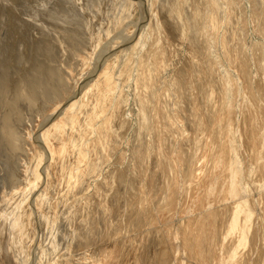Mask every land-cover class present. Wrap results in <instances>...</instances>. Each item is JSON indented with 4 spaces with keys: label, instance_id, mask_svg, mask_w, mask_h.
Listing matches in <instances>:
<instances>
[{
    "label": "rangeland",
    "instance_id": "1",
    "mask_svg": "<svg viewBox=\"0 0 264 264\" xmlns=\"http://www.w3.org/2000/svg\"><path fill=\"white\" fill-rule=\"evenodd\" d=\"M103 1L100 4L105 7L100 5L103 12H99L102 17L94 16V19L100 20L101 25L95 26L92 31L97 40L95 37L94 39L98 41L97 45L101 43L102 50L100 49L99 54L102 57L99 61L106 66L105 75L92 80L93 86L98 83L97 87L94 86L97 89L92 87L94 93L91 94V102L95 103H91L90 108L93 105L96 107L95 111L93 107L89 109V116L88 109L83 115L81 113L80 119L83 120L87 115V120H81L75 129L79 127L77 132L73 131L77 143L70 153L72 156L69 154L67 157L70 160V167L67 168L73 167L66 174L70 178L66 188L71 198L68 205L67 202L64 203L61 209L68 210L72 204L69 214L74 224L70 219V228L66 227L68 243L80 237L79 229L84 220H88L92 234L88 236V244L80 246L77 251H80L78 256L84 259L87 255L86 258L91 259V262L89 259L85 262L84 259L83 262L79 260V263L90 264L93 260L92 264H148L150 261L146 259L152 258L150 252L154 251L159 257H164V264H264V0H135V8L130 7L132 0ZM96 19L94 21L98 23L99 20ZM117 23L121 25L118 26ZM98 26H101L100 30L96 28ZM196 35L200 37L197 38ZM98 36L103 37L101 40L104 41H99ZM96 41H89L92 48L89 46L86 49L91 59L96 57L92 50L95 49ZM139 59H142V64ZM108 61H111V67L106 64ZM97 63L99 64L98 60ZM80 67L79 65L76 70L80 71L77 79L85 78L89 73L90 63L87 68ZM106 73L113 76V81L110 76L106 78ZM102 83L118 86L107 88ZM103 92L105 93L102 94ZM76 102L74 101L75 105ZM144 102L145 106L142 105ZM74 104L70 111L74 110ZM67 108L60 105L54 110L46 111V119L41 118V115L34 116L31 124L25 127L27 136L33 139L34 134L41 135L40 129L44 128L40 127L39 121L42 120L47 125L50 118L52 120L60 112L64 114ZM75 108L76 111L73 112L79 114L78 110L82 108L80 104ZM104 112L107 116L110 114V118ZM92 113H96L93 116L98 119L90 121ZM103 115L106 117L102 119ZM85 121H90L89 129L84 127L87 125ZM33 126L36 128L32 130ZM105 126L109 127L108 130ZM100 128L103 129L100 130L101 134L104 132L102 135ZM104 128L107 132L110 129L112 131L107 133ZM78 131L83 134H78ZM82 135L86 138H81ZM54 138L55 145L61 146V140ZM77 138H81L80 141L87 146L78 142ZM74 151H77L76 154ZM75 162L78 167L73 165ZM91 166L97 169L93 168L95 171H91ZM108 180L112 184L110 190L102 186ZM70 185L74 187L73 190ZM244 198H249V203L254 208L249 241L239 248L236 262H222L220 257L223 253H228L227 248L235 236L227 237L225 243L221 241L226 228L224 225V228L216 226L219 214L226 211L228 213L233 202ZM80 200L83 204L79 203ZM100 201L105 207L106 216L98 212ZM95 202L98 203L94 204ZM212 214L218 217L213 215L212 219ZM152 231L157 234L150 238ZM205 246L207 247L203 250ZM207 248L208 251H205Z\"/></svg>",
    "mask_w": 264,
    "mask_h": 264
},
{
    "label": "bare ground",
    "instance_id": "2",
    "mask_svg": "<svg viewBox=\"0 0 264 264\" xmlns=\"http://www.w3.org/2000/svg\"><path fill=\"white\" fill-rule=\"evenodd\" d=\"M132 1H133L132 3L130 2V7L133 6L135 8V5H134L135 0H132ZM101 2H104V1L103 0H0V264H80L79 260H82L81 262H83V260L85 259V262H86V260L88 261V259H89V258L88 259L86 258L87 255H85V256L83 255L84 259H83V257L78 256V253L80 251H77L80 246H84L85 243L88 242V236H90L92 234V233H90L91 229L89 230V225L87 224L88 220L87 221L84 220L85 222L82 223L83 225L79 229V236L80 237H78L76 241H72V242L68 243L69 240H68V235L66 233V227H69L70 219L72 221V218H71L72 216L70 217V214H69L70 213L69 209H72L71 208L72 204L69 205V208H67L68 210L61 211V209H62V206L64 205V203L67 202V205H68V201H70L69 198H71L70 197L71 195L68 196L69 190L67 191V188H66V186L69 183L68 181L70 180V178H67L66 174L68 173V169H69V172H71L70 169L73 166H71V168H67V166L69 164L68 162H70V160H68L67 157L69 156V154L71 152H73V149L77 143L76 137H73V136H75L74 133H76L77 130L79 129V127H78V129L75 130L77 128V125H79V123L82 120V119H80L81 117H79V116H81L80 115L81 113L83 115L87 109H88L87 110V115H88V113L90 114L89 109H93V107H94L93 105H92V108H90L91 103L93 102L91 100V94L94 93L92 91V89H93L92 87H94L95 85L97 87L98 83L93 86L92 80L98 79L96 77H98L99 75L104 76L105 75L104 72L106 70V66H103V62L100 64V61H99V58L102 57V55L100 56V54H99V53H101L100 52V49H101L100 44L101 43L99 42V44H98L100 46L99 47L97 45L98 41H96L97 40L96 36H94L96 40L93 37L94 27L97 25H101L99 19H98L99 20L98 23L96 21H94L96 19V18L94 19L95 15H98V16L101 15L99 13L102 10V7L100 6V5H102V4H100ZM103 4H105V3H103ZM153 6H154V2H153ZM103 7H105V6H103ZM134 8H133V10H134ZM167 8H168V6H167ZM102 12H103V10H102ZM150 13L151 12L149 11L148 14H150ZM121 14H120V16H121ZM127 14L129 15L128 12H127ZM140 14H141V12H140ZM123 15L125 16V14H122V16ZM179 15H180V13H179ZM101 17H102V15H101ZM124 18H126V16ZM166 18H168V17H166ZM101 20H103V19H101ZM113 21H115V20H113ZM117 22H118V20H117ZM119 23H121V21ZM117 25L119 26L121 24L117 23ZM102 26H103V24H102ZM100 27L101 26H98L96 28H99L98 30H100L101 29ZM167 28H169V27H167ZM115 29H117V28H115ZM173 31H175V30H173ZM98 32H100V31H98ZM128 32H129V30H128ZM197 32L199 33L200 31H197ZM124 33H125V31H124ZM117 35H120V34H117ZM161 35H163V34H161ZM30 37H32V39ZM129 37L131 38V36H129ZM167 37H169V36H167ZM195 37H197V35ZM199 37H197V38H199ZM97 38L99 41H104V40H101L103 37L100 38V36H98ZM124 38H127V37H124ZM126 40H128V39H126ZM89 41H91V42L96 41V44L94 46L95 49H92V50H94V52H95L94 54H96V57L93 56L92 59H91V56H89V52H87V50H86L87 48H89V46L92 48V46L88 44ZM116 41H118V40L116 39ZM118 42H117V44H118ZM120 42H121V40H120ZM124 43H127V42L125 41ZM123 46H125V44ZM131 47H132V45H131ZM143 48H145V47H143ZM124 50H127V49L124 48ZM140 50H141V48H140ZM103 51H104V49H103ZM110 51H112V50H110ZM88 56L90 57V59ZM109 56H111V55H109ZM130 56H132V55H130ZM156 56L158 57V54ZM87 58L90 62L87 60ZM110 58H109V60H111ZM97 60H98L99 64L98 63L96 64ZM102 60H104V59H102ZM141 60L139 59L140 64H142ZM104 61H107V60L105 59ZM88 62L90 63V67H89L90 69L88 68L89 73L86 76L84 75L85 78L77 79V75L79 74L80 71L77 72L76 70L79 68V65L84 68L87 66V64H89ZM110 62L108 61V63H106V64L109 65ZM195 63H196V61H195ZM95 64H96V66H94ZM110 65H111V63H110ZM152 65H151V67H152ZM191 65H193V64H191ZM191 65H190V67H192ZM139 66H138V68H139ZM81 67H80V69H81ZM107 68H108V66H107ZM155 68H156V65H155ZM192 68H194V67H192ZM112 69H113V67H112ZM115 71H116V69H115ZM136 73L138 74V72H136ZM107 74L108 73H106V75ZM126 75H128V74H126ZM108 76H110V79H112L111 78L112 75H107L106 78ZM99 81L101 82L100 79H99ZM104 81L106 82V80H104ZM108 81H111V80L108 79ZM112 81H113V79H112ZM73 82H75V83H73ZM139 82H141V81H139ZM94 83H96V80H94ZM88 85H90V86H88ZM102 85L104 86L106 84L102 83ZM213 85H212V87H213ZM108 86H109V88H110V86L115 87L114 84L113 85L110 84ZM108 86H107V88H108ZM145 86H146V84H145ZM99 87H101V85ZM103 88H101V89H103ZM119 88H120V86H119ZM95 89H97V88H95ZM101 89H99V90H101ZM104 89H106V88H104ZM90 90H91V92H90ZM132 90H134V89L132 88ZM209 90H208V92H209ZM109 91H110V89H109ZM111 91H112V87H111ZM104 93L105 92H103L102 94H104ZM106 93H108V90L106 91ZM94 96H95V94H94ZM98 97H100V95ZM108 97H109V94H108ZM101 98H103V97H101ZM110 98H112V97H110ZM206 98L208 99V97H206ZM206 98H204V99H206ZM94 100H96V99L94 98ZM131 100H132V98H131ZM210 100H211V98L207 101L209 102ZM74 101H77L76 103L77 104L79 103L80 107H82L81 110L80 109L78 110L79 114H77V112L76 113L73 112L79 106L78 105L75 108V106L77 104L75 105ZM99 101H102V99ZM111 102H113V101H111ZM145 102L142 105H144ZM94 103H92V104H94ZM125 103H127V102H125ZM73 104L75 106H74V110L73 111L71 110L72 111L71 112L70 109L72 108L71 106H73ZM60 105H61V107H62V105H65L66 108H67V106L70 108H67L68 110H67V112H64V114H62V112H60L61 115L60 114L54 115L52 117V120L50 118L51 121L49 120L47 125H46V122H43L42 120L36 118V120H40L39 121L40 127L42 126V128H44L43 130L40 129L42 132L41 133L42 137H41L40 133L37 135L34 134L33 139L31 136H27L25 127H28L27 125L31 124L34 116H37V115L40 116L41 115V118L45 117L46 115H44V113H46V111L54 110L56 107H58ZM95 108L96 107H94V111H95ZM103 110H106V109H103ZM142 110H144V109H142ZM59 111H61V110H59ZM90 111H93V110H90ZM96 111H98V110H96ZM147 112H148V110H147ZM48 113H50V112H48ZM104 114H105V112H104ZM87 115H86V117H87ZM93 115L96 116V113L95 114L92 113L90 115V118H89L90 121L93 120V118H94ZM91 116H92V118H91ZM106 116L102 117V119L105 118ZM108 116H107V118H110ZM112 116H113V114H112ZM86 117H83L84 118L83 120H85V119L87 120ZM128 118H127V120H128ZM45 119H46V117H45ZM94 119H98V118L96 117ZM99 120H101V119H99ZM90 121H87V122L85 121L87 123V125H84L85 128L88 127V129H89ZM102 121L104 122L105 120H102ZM143 121H144V119H143ZM199 121H198V123H199ZM94 122H96V121H94ZM116 122H117V120H116ZM107 123H108V121L106 122V124ZM156 123L158 124V122H156ZM37 124H38V122H37ZM106 124H103V125H106ZM160 125H157V126H160ZM100 126H101V124L99 125V127ZM107 126H105V128L108 130L109 127L107 128ZM82 127H83V125H82ZM33 128H34V126L32 127V130H33ZM106 129H105V131L107 132ZM100 130H103V129L100 128L99 132H100ZM73 131H74V133H73ZM109 131H112V130L110 129ZM28 132H29V130H28ZM35 132H38V131H35ZM78 132H80V131H78ZM82 132H84L83 129H82ZM82 132H80L78 134H81ZM85 132H87V130ZM94 134H91V135H94ZM100 134H101V132H100ZM84 135H86V133ZM84 135H82L81 138L85 139L86 137L84 138L83 137ZM69 136H70V138H69ZM78 136L80 137V135H78ZM96 136H99V135H96ZM215 136H213V137L215 138ZM52 137L53 138L58 137L59 141L61 140L60 141L61 146L56 144L57 146H59L57 148V146L54 143V140H56V138H54V140H53ZM43 138L45 140H43ZM71 138H73L75 141ZM78 138H77V140H78ZM80 139L78 140V142L82 143V140L80 141ZM194 139H195V143H196V137ZM156 140H159V139H156ZM231 140H232V138H231ZM62 141H63V144H62ZM81 143H78V145ZM99 143H100V141H99ZM197 143H198V140H197ZM82 144L84 145L85 143H82ZM105 144H106V142H105ZM155 144H156V142H155ZM83 145H82V147H83ZM95 145H97V144H95ZM88 147H90V146L88 145ZM77 149H78V147H77ZM82 149H84V148H82ZM42 150H44V152ZM85 150H86V148H85ZM211 150H212V148H211ZM77 151L80 153L79 149ZM194 151H195V149H194ZM76 152L74 151L75 154H76ZM83 152H85V151H83ZM86 152H88V151H86ZM214 153H216V152H214ZM81 154L83 155V153H81ZM79 155H77V156H79ZM72 158H74V157H72ZM76 158L77 157L75 156V159ZM190 158H191V156H190ZM84 159H85V157H84ZM210 159H211V157H210ZM74 161H76V160H74ZM81 161H82V159H81ZM95 161H97V160H95ZM83 162H85V161H83ZM77 163H78V161H77ZM74 164H76V162L73 163V165ZM77 165L78 164H76L75 167ZM68 167H70V166H68ZM191 167H193V166H190V168ZM87 168H88V165H87ZM93 168L91 166V171ZM82 169H83V167H82ZM94 169L96 170L97 168H94ZM186 169H187V167H186ZM87 171L85 172L86 174H87ZM85 173H84V175H85ZM192 173H193V171H192ZM93 174H94V172H93ZM72 175H70V176H72ZM76 177H79V175ZM190 180H191V178H190ZM72 182H73V180H72ZM75 182H74V184H75ZM196 182H198V181H196ZM64 184H65V186H64ZM193 184H195V183H193ZM102 186L105 187L106 190H110L111 186H112L111 181L108 180L105 183L103 182ZM71 187H72V189L71 188L70 189L73 190L74 187L73 186H71ZM122 188H124V187H122ZM81 190H83V189H81ZM95 191H97V190H95ZM71 192H74V191H71ZM80 193H81V191H80ZM84 193H85V191H84ZM74 194H76V193H74ZM99 199H100V197H99ZM248 199L249 198H244L242 200H238V201L233 202L232 205L230 206L228 213L226 211V212L222 213V215H221V214H219L221 212H218V214L220 215V217H219L220 219H219V222H217L218 224H216V226L222 227L224 225V227L226 228L225 233H224L221 241L223 242L229 236H231V237H233V235L235 236V239L233 237V239H232L233 241H232V243L229 244V246H228V244H226L228 246V248L226 246H224V244H223V243H225V241L222 243V245L225 248H227L228 253L226 255H224V253L221 255V257H220L221 261L223 260V261H228V262L229 261H233V262L235 261L236 262L238 260V259L236 260V257L238 255L239 248L241 246H245L247 244V242L249 241L248 233L250 230V226L252 224L254 208L251 206L252 204L249 203L250 199L249 200ZM72 202H73V200H72ZM80 202L82 203L81 200L79 201V203ZM97 203L95 202L94 204H97ZM110 207H114V206L110 205ZM65 208H63V209H65ZM104 208H103V203L100 201L98 204V210H99L98 212L100 214H103V216H106V214H105L106 211ZM106 209H107V207H106ZM78 210H79V208H78ZM83 211H84V209H83ZM60 212H62V213H60ZM213 215L214 214L211 215L212 219H213ZM92 219H93V217H92ZM72 223L74 224L73 221H72ZM108 224H109V222H108ZM198 224H200V223H198ZM70 226H73V225H70ZM224 227H222V228H224ZM69 232H71V231H69ZM152 232H150L151 233V237L149 236L150 238H152V236H155L157 234L155 231H152ZM35 233H36V235H35ZM73 233H74V231H73ZM76 233H77V231H76ZM255 234H256V232H255ZM70 235H71V233H70ZM153 238H155V237H153ZM189 238H190V236H189ZM46 240L48 242H46ZM100 241H101V239H100ZM101 243H103V242H101ZM101 243H99V244H101ZM104 245L105 244H103V246ZM206 245H208V244H206ZM159 247H158V249H160ZM206 247L207 246H205V248H203V250L206 249ZM209 250H210V247H209ZM150 251H151V248H150ZM205 251H208V248ZM199 252H201V251H199ZM202 254L204 255V252ZM150 255L152 256V258L146 259V260L150 261V263H148V264H164V261H165L164 257H159L157 252L152 251V252H150ZM215 256H216V254H215ZM76 259H78V260H76ZM89 260L91 262V259H89ZM94 262H95V260H94ZM92 263H93V260H92ZM92 263H90V264H92Z\"/></svg>",
    "mask_w": 264,
    "mask_h": 264
}]
</instances>
